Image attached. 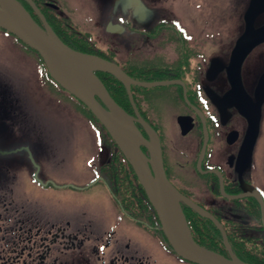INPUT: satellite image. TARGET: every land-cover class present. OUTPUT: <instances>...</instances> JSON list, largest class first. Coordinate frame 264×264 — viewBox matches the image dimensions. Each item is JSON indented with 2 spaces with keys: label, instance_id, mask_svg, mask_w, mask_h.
Instances as JSON below:
<instances>
[{
  "label": "flooded vegetation",
  "instance_id": "1",
  "mask_svg": "<svg viewBox=\"0 0 264 264\" xmlns=\"http://www.w3.org/2000/svg\"><path fill=\"white\" fill-rule=\"evenodd\" d=\"M248 1L242 3V12ZM36 3L48 17L60 15L53 0ZM263 3L253 0L245 40L264 24ZM169 18L159 16L144 24V15L138 10L132 17L108 23L110 30L136 34L144 41L133 47L129 43L118 59L107 52L102 58L133 79L167 80V84L149 87L130 84L129 91L139 117L157 136L164 176L178 194L175 201L193 241L199 244L206 226L214 236L212 248L199 245L228 257L218 227L186 201L218 222L236 258L264 264V227L257 200L250 194L236 196L249 186L264 203L248 170L257 133L245 163L243 158L248 115L252 121L257 118V129L264 121V39L243 56L238 66L240 85H232L225 66L233 42L243 30L242 13L225 60L205 53L213 39L207 27L200 25L194 31ZM0 34V264H198L179 256L167 241L148 196L152 184L148 173H153L144 144L129 148L130 160L106 131L100 132L94 138L102 147L98 158L89 154L82 167H75L77 154L70 150L48 144L43 148L39 132L30 130L22 120L26 107L37 113L42 104L43 62L32 59L34 67L28 69L27 47L2 28ZM101 72L93 74L109 94L111 80ZM11 76L18 80L16 87ZM157 86L163 87L161 92L149 90ZM94 98L103 105L95 94ZM118 106L134 117L132 123L147 140L130 103ZM202 125L205 140L197 167ZM214 138L224 148L227 169L210 159Z\"/></svg>",
  "mask_w": 264,
  "mask_h": 264
},
{
  "label": "water",
  "instance_id": "2",
  "mask_svg": "<svg viewBox=\"0 0 264 264\" xmlns=\"http://www.w3.org/2000/svg\"><path fill=\"white\" fill-rule=\"evenodd\" d=\"M24 1L27 2L37 15L41 26L29 16L18 0H0V28L10 32L26 46L37 52L50 78L89 110L126 157L131 160L129 148H134V145L137 143L144 144L149 155L148 161L151 164L153 173V176L148 173L150 182H152L148 188V196L155 205L167 241L175 253L198 264H251L239 260L230 252L225 236L218 222L212 216L189 201H186L200 214L209 217L218 227L221 232L223 244L228 251V257H224L195 243L188 232L183 215L175 201V196L178 194L166 180L162 170L157 136L153 129L139 117L129 91L130 84L149 87L167 84V80H136L129 77L117 64L110 60L102 58L97 54L70 48L61 42L52 32L32 0ZM252 3L253 0H249L242 12L243 30L236 36L225 66L226 77L232 85L235 82L240 85L238 66L243 56L251 46L264 39L263 24L253 29L254 35L251 36L248 34L250 38L245 40L247 30L249 32V24L252 17ZM93 71L106 72L122 84L135 118L142 125L148 136L147 140L142 138L140 132L132 123L134 117L128 115L113 101L102 83L93 74ZM94 94L103 105L94 98ZM196 112L202 122L200 113L198 111ZM256 133L257 118L252 121L250 115H248L245 130L247 142L244 149V163L250 154ZM202 135L203 139L196 160L197 167L205 140L203 125ZM211 171L217 174L220 182L218 171L214 169ZM237 178L241 187L244 186L239 178V170L237 171ZM220 191L222 193L221 186ZM244 194H250L256 198L260 221L264 227V203L259 193L254 188L248 186V191L236 194V196H242Z\"/></svg>",
  "mask_w": 264,
  "mask_h": 264
},
{
  "label": "rangeland",
  "instance_id": "3",
  "mask_svg": "<svg viewBox=\"0 0 264 264\" xmlns=\"http://www.w3.org/2000/svg\"><path fill=\"white\" fill-rule=\"evenodd\" d=\"M243 2L244 0H53V3L58 5L57 12L60 15L66 16L70 24L78 31L87 32L100 50L107 53L113 52V59H118L122 53L124 54L129 43H132L133 47L135 44L143 43L144 40L136 34L124 33L123 35L114 32L108 28L107 24L116 23L121 17H132L134 11L140 10L144 15V24L159 16L162 18L169 16L171 20L188 24L194 31L200 25L207 27L213 34V39L209 50H205V53L225 60L231 39L241 26L240 14ZM202 36L205 41H208L204 33ZM1 37L3 36L0 34ZM26 54L28 69L34 67L32 59L42 63L39 56L37 57L31 49L27 48ZM43 69L45 70L44 65ZM219 77L222 78L221 75ZM10 80L13 87L18 85V80L14 76H11ZM162 89L163 87L157 86L149 90L159 93ZM160 111H163L162 108ZM25 113L26 116L22 115L23 122L26 121L30 130L36 129L39 132L43 140V148L48 144L47 147L54 145L60 149L70 150L71 154L76 153L75 167L86 165L89 154L93 158H98L97 151H100L102 147L97 145L96 139L94 141L95 134H100L97 123L92 121L87 112L67 93L53 85L45 74L43 99L38 112L26 107ZM89 137L90 142L87 141ZM191 140L194 142V135ZM223 150L219 139L214 138L210 159L216 161L223 169H227ZM263 157L264 121L257 129L253 161L252 165L248 166L252 181L264 195V169L261 168L262 165L264 166Z\"/></svg>",
  "mask_w": 264,
  "mask_h": 264
},
{
  "label": "trees",
  "instance_id": "4",
  "mask_svg": "<svg viewBox=\"0 0 264 264\" xmlns=\"http://www.w3.org/2000/svg\"><path fill=\"white\" fill-rule=\"evenodd\" d=\"M18 2L27 11L29 16L39 25V20H38L37 16L33 12V10L30 8V6L27 4V2L24 0H18ZM32 2L34 3V5L38 9V11L41 13V15L43 16L45 22L51 28L52 32L57 36V38L61 42H63L64 44H66L67 46H69L70 48L75 49V50L97 54L101 57L106 56V52L100 50L97 46H95L94 40L90 37V35L87 32L78 31L73 25L70 24V22L66 16L50 15V17H48L47 14L42 9H39V7L37 6L36 0H32ZM48 15H49V13H48ZM53 24H54V26H53ZM59 32H61V34ZM12 36L16 40H18V38H16L14 35H12ZM19 42L21 44H23L24 46H26L21 41H19ZM26 47L30 49V47H28V46H26ZM31 50L36 54L37 57L39 56L35 50H33V49H31ZM108 53H113V52H108ZM38 58H40V57H38ZM43 71H44L45 77L48 80H50L52 82V84L55 85L59 90L67 93V95L70 98H72L76 102L77 105H79L81 108H83L87 112V114L89 115L91 120L94 121L95 123H97V125L100 129V132L105 133V130L102 128L101 124L93 117V115L89 112V110L79 100L74 98L71 94H69L68 92L63 90L57 83H55L50 78V76L48 75L46 70L43 69ZM101 73L105 74L111 80V82L108 83L111 86L110 90L108 89V91H109L111 98L115 101V103L118 105H121V106H128L126 94H125L123 88L121 87V85L119 84V82L112 75H110L106 72H101ZM131 96H132V99L134 101V97H133L132 92H131ZM95 132H96V130H95ZM208 230L209 229L205 226L204 232L206 233V235L199 236L198 242L202 246H205L207 248H212L211 244L214 241V236L212 233H209Z\"/></svg>",
  "mask_w": 264,
  "mask_h": 264
}]
</instances>
